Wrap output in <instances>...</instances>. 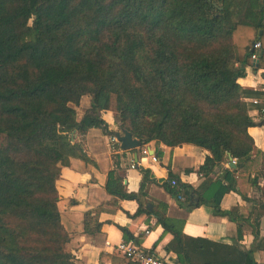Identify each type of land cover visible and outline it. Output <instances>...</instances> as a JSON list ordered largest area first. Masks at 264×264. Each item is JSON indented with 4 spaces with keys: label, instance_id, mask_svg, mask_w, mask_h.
Returning <instances> with one entry per match:
<instances>
[{
    "label": "trees",
    "instance_id": "trees-1",
    "mask_svg": "<svg viewBox=\"0 0 264 264\" xmlns=\"http://www.w3.org/2000/svg\"><path fill=\"white\" fill-rule=\"evenodd\" d=\"M256 43L262 50L255 70H264V0H0V264H77L57 183L71 159L91 162L85 137L91 129L111 134L107 113L142 147L208 151L200 188L174 176L164 187L188 210L209 205L239 225L253 214L259 228L264 152L248 130L257 125L250 112L262 114L264 105L247 100L264 94L239 83L253 67ZM84 97L90 107L78 118ZM229 156L236 169L216 184L225 180L226 193L246 200L256 189L250 216L239 208L222 211L207 195L211 175ZM124 181L116 170L109 173L111 204L137 201L140 214L145 186L129 193ZM103 211L86 214V233L101 231ZM159 223L174 236L167 251L178 264H259L254 253L261 245L243 251L185 236L164 216Z\"/></svg>",
    "mask_w": 264,
    "mask_h": 264
},
{
    "label": "crops",
    "instance_id": "crops-1",
    "mask_svg": "<svg viewBox=\"0 0 264 264\" xmlns=\"http://www.w3.org/2000/svg\"><path fill=\"white\" fill-rule=\"evenodd\" d=\"M239 83L244 89L257 92H260L262 86L261 76L253 67L246 69V77ZM247 101L251 104V100ZM90 103L91 100L84 104V112L90 107ZM250 115L257 125L250 128L248 133L254 139L256 147L264 152V115L256 108L252 109ZM103 116L109 124L111 134L101 129H91L84 142V151L91 162L71 159L69 167L62 169V176L57 183L62 223L71 235L68 249L77 264H127L124 257L116 251L117 246L126 241L121 228L128 230L142 249L160 256L166 264H178L177 256L167 251L174 236L159 223L160 216L167 218L177 229H182L183 234L188 237L230 246L237 244L243 251L261 245L262 248L254 253V258L257 263L264 264V212L258 218L259 228L252 226L257 220V216L253 214L250 220L242 221L239 225L229 217L216 216L209 205L186 209L164 187L169 178L174 176L181 183L195 189L200 188L206 181L200 168L210 155L208 151L190 144L170 148L152 142L146 146L150 149V154L156 157L157 162H154L142 154L145 146L123 151L121 144L114 141L115 136L112 135L120 132L113 114ZM78 140L81 142L80 138ZM235 169L236 164L231 165L229 156L217 169V173L211 175L213 185L208 189L207 195L209 200L220 205L222 211L239 208L243 215L250 216L256 206L251 200L260 198L256 189L250 190L246 200L236 192L226 193L225 180L216 184L219 178H224L226 172L232 174ZM114 170L124 175V184L129 193L138 194L144 184L147 197L140 214H137L140 209L137 201L120 200L118 206L113 207V198L107 193L106 185L109 173ZM143 170L148 172L146 181ZM260 186L263 187L264 182ZM100 207L105 210L99 215L101 231L96 234L86 233V214ZM240 228L242 236L239 234ZM256 233H260L258 239L255 238Z\"/></svg>",
    "mask_w": 264,
    "mask_h": 264
},
{
    "label": "built area",
    "instance_id": "built-area-1",
    "mask_svg": "<svg viewBox=\"0 0 264 264\" xmlns=\"http://www.w3.org/2000/svg\"><path fill=\"white\" fill-rule=\"evenodd\" d=\"M261 50H262V46L260 43L254 44V46H253L254 52L252 55L253 68L254 69L255 68L257 69V64H258L259 59H260ZM257 72L260 74L261 82H262L260 92L262 94H264V70H258ZM251 103L254 106H261V105L263 106L264 105V98H262V99H260V98L251 99ZM262 114L264 115V109L262 111ZM115 140H117V139L114 137V141ZM142 154L145 157H150L152 159V161L157 162L156 157H154L153 155L150 154V149L147 146H145L143 148ZM233 164H236L235 160H233ZM170 183L172 186H176L177 180L173 179V180H171ZM179 199H181V198H179ZM116 251L121 256L130 260L134 264H166V262L163 258L154 254L153 252L146 251V250L142 249L140 247V245H138L134 241H123L122 243H120L117 246Z\"/></svg>",
    "mask_w": 264,
    "mask_h": 264
},
{
    "label": "water",
    "instance_id": "water-1",
    "mask_svg": "<svg viewBox=\"0 0 264 264\" xmlns=\"http://www.w3.org/2000/svg\"><path fill=\"white\" fill-rule=\"evenodd\" d=\"M114 136L117 139V141L121 144V149L123 151L136 150L142 147L141 142L134 139L133 135L126 130H121L120 132L115 133ZM230 160H231V165L234 166L233 158L230 157Z\"/></svg>",
    "mask_w": 264,
    "mask_h": 264
},
{
    "label": "rangeland",
    "instance_id": "rangeland-1",
    "mask_svg": "<svg viewBox=\"0 0 264 264\" xmlns=\"http://www.w3.org/2000/svg\"><path fill=\"white\" fill-rule=\"evenodd\" d=\"M82 100H83L82 104L79 107L76 108L77 113H78V118H81V116L83 115V113H84V107L83 106H84V104H87V102L90 100V98L89 97H84ZM113 117L115 119V115L114 114H113ZM115 122H116V119H115ZM116 126L119 127L117 122H116Z\"/></svg>",
    "mask_w": 264,
    "mask_h": 264
}]
</instances>
